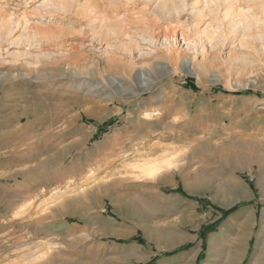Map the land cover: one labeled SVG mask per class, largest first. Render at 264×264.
Instances as JSON below:
<instances>
[{
  "label": "rangeland",
  "instance_id": "obj_1",
  "mask_svg": "<svg viewBox=\"0 0 264 264\" xmlns=\"http://www.w3.org/2000/svg\"><path fill=\"white\" fill-rule=\"evenodd\" d=\"M56 1L0 0V264H264V192L252 159L264 166V49L241 46L227 19L218 38L202 36L197 0L173 18L156 0H81L97 6L90 17L119 14L120 31L140 33L121 36L133 48L124 51L107 46L102 23H79ZM22 34L31 46L10 43ZM28 49L44 56H11ZM131 58L164 71L148 74L149 90ZM191 146L204 155L190 161L199 156ZM172 148L190 151L185 177L207 176L199 193L181 169L163 182L127 171L129 159ZM231 183L247 195L223 205L215 190L229 195ZM58 192L62 200L46 205Z\"/></svg>",
  "mask_w": 264,
  "mask_h": 264
},
{
  "label": "bare ground",
  "instance_id": "obj_2",
  "mask_svg": "<svg viewBox=\"0 0 264 264\" xmlns=\"http://www.w3.org/2000/svg\"><path fill=\"white\" fill-rule=\"evenodd\" d=\"M156 1H158L156 4H157V8L159 9V11L164 15H168L169 18H171V17L173 18L175 14H178L181 10H183L185 8V0H176V2H175L176 4L174 5L173 8L170 7L171 5L169 4V1H171V0H156ZM198 2H199V0H197L194 3L192 10H195L194 16L196 17L198 22L203 21V23L205 24V27L201 31L202 36H204L205 38H207L209 40H212L215 37L218 38V35L220 36L223 32L222 21L227 19L230 28L233 31H235L236 34H238L240 37H242L241 42H240L241 46L248 48L250 52L256 53V56H257V54L262 53V49H264V39L261 41V44L258 45L256 43H254L252 40H249V38L253 39L255 36L259 35L260 33L264 34V0H204L202 7H200L198 5ZM172 3H174V2H172ZM54 5L56 6V8L65 12L66 14L68 12H73L74 14H77V16L79 15V18L76 17V18H78L77 22H79V23L84 19L85 20L89 19L88 23L100 22V23H102V26L104 25L103 27L106 26L105 29H103L106 33L104 31H102V32H104L105 40L107 39L106 40L107 46H109L111 48L118 47L119 49H123L124 51H131V52L133 51V48L131 49L132 46L125 44L124 41L121 39V36H128L132 40H135L134 36H136L140 33H138V31L135 33L128 32L129 30H126L124 32L120 31V29H119V23L120 22L117 19L119 14H117V17H116V14H110V12H108V11H103L102 14H100L99 16L90 17V15L86 14L85 11H89V9H90V11H93L92 9H95L97 6L91 5L88 2L82 3L81 0H58V1L54 2ZM76 5H80L79 10H77L75 8ZM56 8H55V10H56ZM219 13H220V15H219ZM69 18L72 20V17H69ZM8 24L10 25V23H8ZM5 27H7V25ZM6 29L9 33L12 30L11 27H8ZM220 32H221V34H220ZM52 33H54V32H52ZM6 34H7V32H6ZM33 34L34 33H32V35ZM25 35H26V37H29L28 33ZM35 35H36V32H35ZM34 37L35 36L33 35V38ZM109 38L110 39L111 38L117 39V41L119 43H117V44L112 43L109 41L110 40ZM51 39H53V38H51ZM244 40H246V42H244ZM32 41H30V38L24 39V35L22 34L21 36H18L15 39H13L12 41H10V43L15 44V45H19L22 42H27L28 46H31L33 43H30V42H32ZM72 48H73V50H75L73 46H72ZM168 53H169V55L174 54L171 47L168 48ZM43 54L44 53L34 54V53H32V51H30V49H28V50H24V51H20V52L19 51L13 52V53H11V56H13L15 58V60L23 58L24 61L28 60L29 58L32 59V57L34 58V56H35V61H36L37 60L36 56L39 55L41 57V56H44ZM113 54L114 53H112V55ZM111 57L109 55L107 56V64H109L111 62ZM72 58H74V57H72ZM243 58H244L243 59L244 61H249L252 59L250 57H245V56ZM237 59H239V58H237ZM254 61H258V60H254ZM74 62L76 63V61H74ZM115 62L123 63V59H120V60L116 59ZM130 62H131V64H133L132 68H134V70H135V75L138 78H140V80H139L140 86H141L140 90H142V91L149 90L153 84L154 80L152 78H147L148 74L154 72V73H157L156 77H159L164 73L163 70H160L157 68L158 63L154 64L153 61L148 66H146V67L141 66L139 68H135L134 58H131ZM29 64H30V62H29ZM159 64H160V62H159ZM95 65H97V64H95ZM106 68H107V66H106ZM75 71L76 70H74V72ZM126 71L128 72L127 69H126ZM76 72H77V74L79 73L78 70ZM109 80L111 82V79H109ZM113 80H115V79H113ZM130 95H135V93H132ZM148 113H147V115H148ZM172 149L170 152L167 151L168 154H166V151H165V155H160L156 158H148V157H144V156L136 157L135 156V158L128 160V162H127L128 164H126L127 171H129V174L133 175L134 178L162 181V178H164V176L166 174H168L170 172L172 173L173 171L179 172V170L181 169V166L184 164L183 162L184 161L186 162V160L190 159V154L187 152L188 150L186 151V148L185 149L172 148ZM252 159H253V161H257L258 163H260L261 171H260V176H259L258 182H259V185L261 186L262 192H264V166H262V161H261L260 157H258V158L254 157ZM187 173L188 172L186 170H183V168L181 169L180 174L181 175L183 174L182 175L183 176L182 177L183 182H185L187 187H189L191 190H195V191H197V193H199L198 191H201L203 189V187L207 186V185L205 186V184L207 183V176L200 175V176H198V180H197L196 175L192 179L185 177V175ZM92 175L93 174H91V176ZM89 176L90 175L88 174V177ZM190 177H191V175H190ZM100 182H99V184H100ZM230 186H231L229 188L230 193L227 191L229 195H226V192L223 191V189L220 186L217 188V190H215L216 195H214V196L218 200H220L219 199L220 196L222 194H224V197H222L223 201L220 200L223 205H225V204L229 205L233 200H236V198H239L243 195L244 196L247 195L248 189L246 187H240L239 183H234V184L231 183ZM64 196H65V194L58 192V193H56V195H52L49 199H47L48 201H47L46 205L53 206L56 202L61 201ZM231 197H234L235 199H231ZM114 198H116V197H114ZM114 198L113 199L110 198L109 202H113V203L116 202ZM124 203L128 204V202H124ZM129 205H127V207H129ZM134 206L135 205H132V209L135 208ZM133 214H134V212H133ZM177 217H183V213L180 214L179 216L177 215ZM153 228H155V230H156L155 225L153 226ZM155 230H154L155 233H153V234L157 235V240L158 241L162 240L163 238H162L161 232L159 230H157V231H155ZM113 232H114V234H117V235L122 234L120 231L119 232L113 231ZM122 235H125V234H122ZM168 247H170V246H168ZM41 250L43 251V249H41ZM36 257H38V256H36ZM37 260L44 261L43 257H38L36 259V261Z\"/></svg>",
  "mask_w": 264,
  "mask_h": 264
},
{
  "label": "crops",
  "instance_id": "obj_3",
  "mask_svg": "<svg viewBox=\"0 0 264 264\" xmlns=\"http://www.w3.org/2000/svg\"><path fill=\"white\" fill-rule=\"evenodd\" d=\"M200 148H202V149H200ZM188 150H190L191 153L196 152L199 155L197 157H193L190 161L195 160V159H199V157L201 155H204V153H205V149L203 147H193V146H191V147H189ZM190 151H187V152H190ZM199 161L204 162L205 161V157L202 156ZM183 184H185V182H183ZM113 231H120L121 232V229L117 228V229H113ZM197 253L199 254L200 252L198 251ZM183 257L184 256H177L175 261L177 262V261L183 260Z\"/></svg>",
  "mask_w": 264,
  "mask_h": 264
},
{
  "label": "trees",
  "instance_id": "obj_4",
  "mask_svg": "<svg viewBox=\"0 0 264 264\" xmlns=\"http://www.w3.org/2000/svg\"><path fill=\"white\" fill-rule=\"evenodd\" d=\"M241 92H242L241 90H237V91H235V93H237V94H238V93H241Z\"/></svg>",
  "mask_w": 264,
  "mask_h": 264
}]
</instances>
